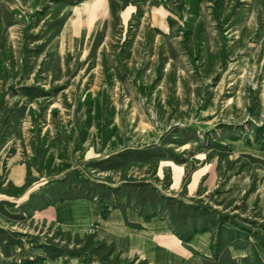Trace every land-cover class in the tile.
Wrapping results in <instances>:
<instances>
[{"label": "rangeland", "instance_id": "rangeland-1", "mask_svg": "<svg viewBox=\"0 0 264 264\" xmlns=\"http://www.w3.org/2000/svg\"><path fill=\"white\" fill-rule=\"evenodd\" d=\"M257 150L264 0H0V253L9 264H144L43 216L80 197L102 216L120 207L165 218L183 240L216 228L212 256L233 262L227 245L249 241L225 226L264 229ZM250 249L243 264H260Z\"/></svg>", "mask_w": 264, "mask_h": 264}, {"label": "crops", "instance_id": "crops-1", "mask_svg": "<svg viewBox=\"0 0 264 264\" xmlns=\"http://www.w3.org/2000/svg\"><path fill=\"white\" fill-rule=\"evenodd\" d=\"M254 154L264 160V151L257 150ZM23 171L20 165L10 171L8 180L11 184L21 185L24 181ZM259 177L261 180L255 185L253 194L257 199L256 207L264 215V172L259 174ZM43 216H49L51 220L72 233L93 234L97 240L111 245L114 254L124 261L136 259L143 261L144 264H224L220 256L217 258L212 256V242L216 233V228L213 227L193 232L189 239L183 240L177 236L165 218L160 216L145 218L136 210L120 207L111 208L105 216H102L96 204L83 197L63 199L53 206H47L43 209ZM225 227V230H230L238 236L243 235V239L247 238L249 241V246L240 244V239L237 247L228 244L226 250L230 252L228 253L233 262L227 261L225 264H243L245 261L243 259L249 254L247 248H251L250 251L255 250L260 264H264V247L259 245L258 239L260 236L264 241V229H259L258 232L256 228L248 230L245 226H232L233 230L229 229L230 225ZM0 264H9L1 253ZM30 264H61V262L43 259Z\"/></svg>", "mask_w": 264, "mask_h": 264}, {"label": "trees", "instance_id": "trees-1", "mask_svg": "<svg viewBox=\"0 0 264 264\" xmlns=\"http://www.w3.org/2000/svg\"><path fill=\"white\" fill-rule=\"evenodd\" d=\"M56 256H58V255H56Z\"/></svg>", "mask_w": 264, "mask_h": 264}]
</instances>
